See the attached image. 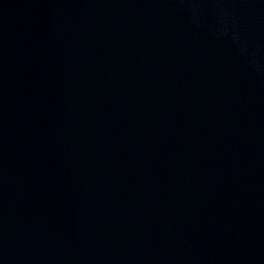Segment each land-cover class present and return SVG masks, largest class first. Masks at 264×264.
<instances>
[{
    "label": "water",
    "instance_id": "obj_1",
    "mask_svg": "<svg viewBox=\"0 0 264 264\" xmlns=\"http://www.w3.org/2000/svg\"><path fill=\"white\" fill-rule=\"evenodd\" d=\"M0 264H264V0H0Z\"/></svg>",
    "mask_w": 264,
    "mask_h": 264
}]
</instances>
